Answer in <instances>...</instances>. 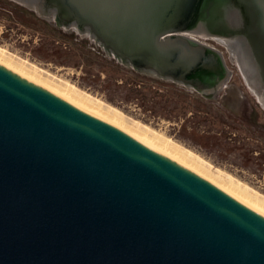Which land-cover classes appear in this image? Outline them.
Listing matches in <instances>:
<instances>
[{
    "label": "water",
    "instance_id": "1",
    "mask_svg": "<svg viewBox=\"0 0 264 264\" xmlns=\"http://www.w3.org/2000/svg\"><path fill=\"white\" fill-rule=\"evenodd\" d=\"M12 1L198 92L228 76L193 38L209 0ZM235 2L264 50V0ZM0 264H264V216L0 64Z\"/></svg>",
    "mask_w": 264,
    "mask_h": 264
},
{
    "label": "rangeland",
    "instance_id": "2",
    "mask_svg": "<svg viewBox=\"0 0 264 264\" xmlns=\"http://www.w3.org/2000/svg\"><path fill=\"white\" fill-rule=\"evenodd\" d=\"M3 3L7 5L3 7ZM11 6H14L12 10L15 12L10 10ZM32 15L44 20L48 26L54 25L53 19L48 15L44 17V13L35 4H21L12 0H0V47L6 50L8 55L10 53L9 56L15 59L16 62L35 66L44 71L45 76L52 75L65 83H70L81 92L121 111L129 120L131 119V121L133 120L148 126L152 130L162 134V136H165V138H169L182 147L191 150L209 163L215 172L218 170L224 176H230L236 183L242 184L245 188L248 187L255 195L260 196V198L264 197V104L257 96L255 90L245 81L239 67L237 55H231L227 46L223 45L215 37H202L201 39L197 36L193 37L199 42L215 49L223 59L228 76L223 85L218 89L203 93L175 83L170 79L159 81L164 89H168L170 86L183 90L186 95L192 96L191 102L193 106L187 116L192 115V117H195L196 113L199 112L194 107L195 105L197 106L196 101L199 100L203 101L210 113L215 116L217 115V108L222 107L224 111L218 116L225 117L224 120L229 125V128L226 127V131L230 129L232 132L229 131V135L231 133L234 137H239L238 141L242 142H231L232 145H229L221 140L220 137H217L218 139L212 140L210 145L202 147L194 145L190 139H187L183 135V128L186 126L184 119L187 118H184L185 113L176 119L160 111L155 115L147 110V106L143 105V101H124L127 98L124 90L121 89L119 93L111 91V87L109 86L111 81V64L105 63V61L111 62V52L105 49L96 38L87 32L66 26H59L57 29L63 38H55L48 26L42 23L36 24L34 19L30 17ZM72 29L75 31L72 32ZM71 39H74L79 46L70 42ZM47 43H55L56 46L63 44L68 48L67 50L64 49L65 51L68 52L70 49H73L72 54H77L78 58H47L44 56L42 49L43 45L45 46ZM82 45L84 48L81 47ZM88 50L97 52L103 61L101 59L93 60L88 58L85 55ZM83 53H85L84 56ZM79 56H83V58L79 59ZM14 72L18 73L15 70ZM143 74H148V76H144L147 80L158 78L154 77L151 72ZM122 76L121 78H123ZM118 80H121L120 77H118ZM39 86L41 85L39 84ZM230 115L238 118L239 121H231L228 118ZM102 120L109 123L106 119ZM193 121L196 122V127L201 133L209 131L208 136H220L219 130L212 126V124L199 125V119L196 118ZM250 131L256 134L253 140H251V137L247 139L250 136ZM242 146L245 148H242ZM252 149L254 153L245 156V152L252 151Z\"/></svg>",
    "mask_w": 264,
    "mask_h": 264
},
{
    "label": "bare ground",
    "instance_id": "3",
    "mask_svg": "<svg viewBox=\"0 0 264 264\" xmlns=\"http://www.w3.org/2000/svg\"><path fill=\"white\" fill-rule=\"evenodd\" d=\"M235 1L209 0L194 27L201 35H214L219 42L227 46L231 55L236 54L246 82L258 88L264 86V50L261 42L249 31L251 20L248 9ZM9 55L6 50L0 47L1 65L10 70L12 69L13 72L14 70L17 71L21 74H19L20 76L24 75L33 83L40 84L41 87L43 86V88L59 95L71 104H75L74 106L84 112L108 120L109 123L111 122L112 125L145 146L171 160L174 159V162L184 165L201 177L211 181L230 196L237 198L238 201L264 216V197H261V199L260 196L252 193L253 191L251 192L248 187L245 188L242 184L236 183L230 176L226 177V174L224 176L218 170L215 172L209 163L191 150L182 147L169 138H165V136L148 126L129 120L121 111L81 92L70 83H65L52 75L45 76L44 71L35 66L29 65V67L21 62H16ZM263 99V97L260 98L264 102Z\"/></svg>",
    "mask_w": 264,
    "mask_h": 264
},
{
    "label": "trees",
    "instance_id": "4",
    "mask_svg": "<svg viewBox=\"0 0 264 264\" xmlns=\"http://www.w3.org/2000/svg\"><path fill=\"white\" fill-rule=\"evenodd\" d=\"M7 4L3 3V7L6 6ZM14 6H11V11ZM15 12V11H14ZM19 14V13H18ZM31 18L34 19L36 24H46L44 20H41L40 18H37L35 16H30ZM11 19V17H10ZM54 25L48 26L50 29L52 35H54L55 38L62 39L63 37L61 36L60 33H58V28H59V23L57 20L53 21ZM75 30L72 29V32ZM70 42H72L74 45L79 46L77 42L74 41V39H71ZM83 47V45L81 46ZM84 48V47H83ZM44 56L49 58V57H59V58H78L77 54L74 55L73 49H70V51H65L64 49H68L67 46H64L63 44L61 46H56L55 43H47V45H43L42 47ZM85 53H83L84 56ZM88 58H91L93 60H99L103 59L100 57L97 52H93L91 50H88L87 53L85 54ZM83 56H79V59H82ZM105 63H108L109 65L111 64V78H110V83L109 86L111 87V91L114 93H119V91L124 90L126 92L127 98L124 101L131 102L133 100H138L139 102L143 101V105L147 106V110L150 111L151 113L157 115L158 112L160 111L161 113H166L172 118L176 119L180 117L183 113H185V118L184 120L186 121V126L183 128V135L187 137V139H190L191 142L194 145H199L202 147H206L207 145H210L212 140H217V137H220L221 140H223L226 144L232 145L231 142H236L239 143L238 139L239 137H234L229 131H226V127L229 128V125H227V122H225V117L223 116L219 117L218 115H221L224 110H222V107L217 108V115H213L210 113L208 110L207 106L205 103L201 100L196 101L197 106L195 105L194 107L197 109V112L195 117L187 116L190 112V109L192 108V96L191 95H186L183 90H180L178 88L170 87L168 89L162 88V84L159 81H162L163 78L159 77L156 74H152L154 79H149L147 80L144 78V76H148V74H143L147 73L141 69L136 68L133 65H128L125 62H123L121 59L117 58L115 55L111 54V62L105 61ZM124 68V69H123ZM102 72V71H101ZM123 75V76H122ZM121 76L123 78H121ZM118 77H120V81L118 80ZM201 101V102H200ZM192 113V111H191ZM210 115V116H209ZM199 119L198 124H212V126L216 127V129L219 130L220 136L214 135V136H208L209 131L207 132H200L199 129L196 127V122H194V119ZM228 118H230L231 121L233 122H238V118H234L232 115H230ZM198 125V126H199ZM224 126V127H223ZM232 132V131H230ZM219 135V134H218ZM250 136L248 138H252L251 140L254 139L256 134L252 131H250ZM216 138V139H215ZM245 141L244 139H242ZM216 142V141H215ZM242 143V142H240ZM240 150L242 148H245L242 146L239 147ZM248 150V149H247ZM246 150V151H247ZM254 153V150L249 152H245L246 155H250Z\"/></svg>",
    "mask_w": 264,
    "mask_h": 264
}]
</instances>
